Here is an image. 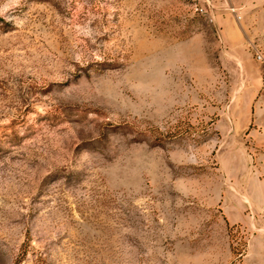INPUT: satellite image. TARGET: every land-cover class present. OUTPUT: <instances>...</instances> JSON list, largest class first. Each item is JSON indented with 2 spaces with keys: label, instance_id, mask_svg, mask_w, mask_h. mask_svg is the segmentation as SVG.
I'll return each instance as SVG.
<instances>
[{
  "label": "rangeland",
  "instance_id": "374dc122",
  "mask_svg": "<svg viewBox=\"0 0 264 264\" xmlns=\"http://www.w3.org/2000/svg\"><path fill=\"white\" fill-rule=\"evenodd\" d=\"M0 264H264V0H0Z\"/></svg>",
  "mask_w": 264,
  "mask_h": 264
},
{
  "label": "built area",
  "instance_id": "2783aa9c",
  "mask_svg": "<svg viewBox=\"0 0 264 264\" xmlns=\"http://www.w3.org/2000/svg\"><path fill=\"white\" fill-rule=\"evenodd\" d=\"M231 11L236 13V12H238V8H236V7H232V8H231ZM258 57L261 58L260 55H258Z\"/></svg>",
  "mask_w": 264,
  "mask_h": 264
}]
</instances>
